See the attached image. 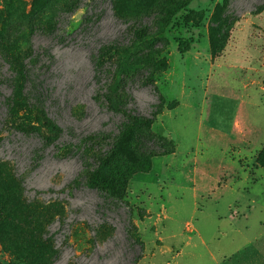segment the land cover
Here are the masks:
<instances>
[{"label":"rangeland","instance_id":"374dc122","mask_svg":"<svg viewBox=\"0 0 264 264\" xmlns=\"http://www.w3.org/2000/svg\"><path fill=\"white\" fill-rule=\"evenodd\" d=\"M0 44V264H264V0H0ZM24 61L60 130L14 96ZM123 102L175 143L123 147L130 208L84 185Z\"/></svg>","mask_w":264,"mask_h":264},{"label":"trees","instance_id":"16d2710c","mask_svg":"<svg viewBox=\"0 0 264 264\" xmlns=\"http://www.w3.org/2000/svg\"><path fill=\"white\" fill-rule=\"evenodd\" d=\"M232 22H223L227 27ZM7 44V43H6ZM122 49V46L114 45L111 50L116 53ZM5 48L0 44V52L3 53ZM110 45L100 49L94 58L95 66V80L97 83L102 82V75L106 73L105 65L107 63V56L110 57ZM5 54V53H4ZM5 60L8 59L6 55ZM12 67V65H10ZM134 80V79H133ZM31 84V88H27V84ZM12 87L14 89V96L20 91L18 97L22 99L29 106L37 109L42 117V122L48 127L50 131L60 130L54 120H52L48 111L46 110L47 93L42 82L33 79L31 69L24 61L19 66L13 68ZM148 84L152 83L150 77L146 79ZM36 97L35 100L33 98ZM126 101L128 95L126 94ZM126 103L123 102L121 109L124 121L119 127V134L113 141V146L110 156H98L96 164L89 170V174L84 176V185L91 190L97 191L109 205H114L117 208L130 205L125 200L124 195L127 190L129 178L133 174L132 171L127 170H113L116 168L122 159V149L128 144L141 156H167L175 151L174 140L169 136L152 131L149 127L155 122L156 116L160 113L157 109L153 116L147 118H140L127 112L125 109ZM90 140V139H88ZM257 163L264 167V148L257 157ZM106 204V203H105ZM111 207V206H110ZM131 215V214H130ZM128 234L129 239L143 248V242L134 231L133 223L129 222Z\"/></svg>","mask_w":264,"mask_h":264},{"label":"crops","instance_id":"0c3cea01","mask_svg":"<svg viewBox=\"0 0 264 264\" xmlns=\"http://www.w3.org/2000/svg\"><path fill=\"white\" fill-rule=\"evenodd\" d=\"M251 247L254 248V249H256V250H259V251H263V252H264V248H260V249H259L258 247H254V246H252V245H251Z\"/></svg>","mask_w":264,"mask_h":264}]
</instances>
